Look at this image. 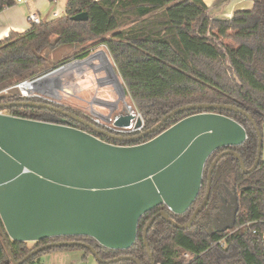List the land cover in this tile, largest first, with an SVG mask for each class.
I'll use <instances>...</instances> for the list:
<instances>
[{
  "label": "trees",
  "instance_id": "obj_1",
  "mask_svg": "<svg viewBox=\"0 0 264 264\" xmlns=\"http://www.w3.org/2000/svg\"><path fill=\"white\" fill-rule=\"evenodd\" d=\"M15 4L14 0H0V10ZM80 12H87L89 19L73 20ZM99 44L108 48L136 111L144 118V131L179 106L195 103L230 104L246 109L262 130L264 0H252L250 8H241L225 19L212 18L204 0H68L62 16L33 24L23 33L11 31L9 37L0 40V88L33 74L44 66L47 54L61 46L88 45L79 52L80 57H85L90 54L89 48ZM22 100L25 99L14 95L0 96V104ZM33 100L43 102L38 98ZM5 110L12 115L44 121L62 122L64 117L47 108L31 106ZM200 111L178 113L157 132L137 143L155 137L180 119ZM215 111L236 119L246 127L248 136L244 144L221 148L210 156L200 194L187 212L178 215L166 205L149 210L139 221L133 247L127 250L109 249L84 235L16 242L9 236L6 239L0 231V264H13L6 240L17 261L38 246L72 240L94 246L106 260L129 255L143 264H151L144 230L154 215L166 210L173 220L186 224L206 197L208 168L221 152L237 151L247 168L257 159L258 135L249 118L233 110ZM73 113L94 123L83 113ZM74 123L75 127L87 130L84 125ZM213 176L209 203L190 228L175 227L162 217H157L151 225L147 242L157 264H264V158L256 170L244 173L240 160L232 154L226 155L218 162ZM230 193L238 200L235 222L224 230L210 229L223 198L229 200ZM75 249L84 250L85 258L92 255L85 246L53 247L35 254L23 264H42L43 255ZM182 253L190 254L191 260L182 259ZM114 264L136 262L122 260Z\"/></svg>",
  "mask_w": 264,
  "mask_h": 264
},
{
  "label": "water",
  "instance_id": "obj_2",
  "mask_svg": "<svg viewBox=\"0 0 264 264\" xmlns=\"http://www.w3.org/2000/svg\"><path fill=\"white\" fill-rule=\"evenodd\" d=\"M72 19L86 21L89 15L80 12ZM103 51L109 63H113L108 52ZM93 54L78 60L88 59ZM57 71L48 72L40 80ZM116 71V80L126 89L117 68ZM95 92L92 101L97 97V89ZM102 102L106 104L108 98L100 100ZM13 106L47 108L83 124L87 130L66 122L26 118L3 111ZM195 109L202 111L180 119L145 142L137 143L157 132L169 118ZM216 109L233 110L249 118L258 135L257 159L251 168H247L237 151L229 149L221 152L208 169L206 197L186 224L181 225L173 220L166 210L154 215L144 230L151 264H157L147 242L151 225L157 217H162L175 227L190 228L209 203L213 173L221 158L229 154L236 156L244 173L259 167L263 159L264 142L262 130L253 114L230 104L195 103L172 110L158 124L143 133L121 136L102 129L80 114L49 102L30 99L1 103L0 231L6 239L9 236L16 242L84 235L112 250L132 248L143 215L165 205L178 215L187 212L200 194L210 156L221 148L245 143L248 136L246 127ZM90 112L108 119L93 108H90ZM118 123L123 125L125 121ZM225 200H222V204ZM237 202L235 198V211L229 228L235 222ZM220 207L222 211L223 206ZM215 220L216 217L213 226ZM6 244L13 264H23L35 254L50 248L69 245L85 246L101 264H114L122 260L143 264L135 256L129 255L103 259L94 246L72 240L38 246L17 261L8 240Z\"/></svg>",
  "mask_w": 264,
  "mask_h": 264
},
{
  "label": "rangeland",
  "instance_id": "obj_3",
  "mask_svg": "<svg viewBox=\"0 0 264 264\" xmlns=\"http://www.w3.org/2000/svg\"><path fill=\"white\" fill-rule=\"evenodd\" d=\"M68 0H57L56 2H50L49 0H30L27 3H21V4H15L13 5V8L11 9L12 13H18L20 14L21 12H31V13H36L38 10H41L42 12V16H49L52 18H58L60 16H62L65 12L66 9V3ZM205 3L208 6V14L212 17V18H230L227 17L228 13H232L234 11H236V7L241 4V0H204ZM38 3H42V5H39ZM246 4H241L243 5V8H248L250 7L251 4V0H249L248 2H243ZM41 6V7H39ZM54 11L57 13L56 17H54L52 14L54 13ZM1 12V10H0ZM8 12V10H7ZM10 13V12H9ZM3 14V13H2ZM0 14V17L1 15ZM30 14V13H29ZM28 14V16H29ZM234 14V13H233ZM232 14V15H233ZM5 15V14H3ZM86 46L88 47V45H77V46H61L60 49L56 50V51H51L47 54V61L45 62L44 66L36 69L35 72L33 74H29L28 77L21 79V80H29L31 78L40 76L45 74L46 72L51 71L54 68L60 67L62 65H68V63H71L72 61L81 59V58H85V57H80L79 52H81L83 49L86 48ZM106 50L110 56V59L112 58V56L110 55V52L108 50V48L103 45V44H99L96 45L94 47L89 48V53H94V51L97 50ZM113 62V60H112ZM60 65V66H59ZM92 71L90 69L85 70V72H81L78 73L76 75L75 78V82L78 85V87L80 86V91L79 92H83V96L85 95H92L95 93V89L96 87H94V82L92 80ZM96 83H98V81H95ZM101 82L99 81V84ZM65 89V85H62V93L63 90ZM127 103L128 106L131 109V112L136 114V108L135 105L131 99V96H129V94L127 93ZM59 97V96H58ZM61 98L62 102H64L65 104L69 105V106H65L67 108H70L71 110L83 113L89 117H91L92 115L89 113H86L84 111L85 110V105H87L89 107V103L87 101H85L86 99H84L83 97H73V98H69V97H59ZM109 101V100H108ZM109 103V102H107ZM71 111V112H74ZM76 114V113H75ZM114 115H117L118 113L116 111L113 112ZM263 127H262V135H263V142H264V122H263ZM264 158V147H263V155ZM30 246H32V243H29ZM56 252V251H55ZM57 252H61V251H57ZM63 252V251H62ZM67 253H64V257H57V258H53L51 259V261H49L48 263H46V255H43L41 257L42 264H101L99 262H97L93 256H87V258L84 257L85 255V251L81 250V249H75V250H67L65 251ZM60 256V255H57ZM182 259L184 258L185 260L189 261L191 260V255L188 253H182ZM180 257V258H181Z\"/></svg>",
  "mask_w": 264,
  "mask_h": 264
},
{
  "label": "crops",
  "instance_id": "obj_4",
  "mask_svg": "<svg viewBox=\"0 0 264 264\" xmlns=\"http://www.w3.org/2000/svg\"><path fill=\"white\" fill-rule=\"evenodd\" d=\"M249 0H241V4H246L243 2H248ZM39 5H42V3H38ZM239 4L236 8V11L243 8V5ZM252 6V0L250 7ZM41 7V6H39ZM248 7V8H250ZM13 6H10L8 8H5L0 12V40L5 39L10 36L11 31L23 33L26 32L31 26L32 23L29 20L28 14L31 12H21L20 14L12 13L11 9ZM8 10V12H7ZM41 11V10H38ZM10 12V13H9ZM235 12V11H234ZM228 13L227 17H232V14L234 13ZM52 17V16H51ZM67 70H62L56 73V75L59 77V81L61 84L62 78H63V85H65V89L62 93V88L60 90V94L58 93V90H56V94L59 96L69 97L73 98L78 95L80 97H83L86 99L85 101L89 102V107L93 108L95 112L102 113L105 116L112 115V112H122L124 110H127L128 103H127V91L125 87H122L121 83L118 81V83L115 82L114 77L117 75V71L115 68V65L113 63H109L107 54L103 50H97L94 52L93 56L85 59V60H78L76 62H73L66 66ZM90 69L92 71V80L94 82V87L97 89V97L92 101V98L94 97L95 93L92 95H85L83 96V92L80 91V86L76 84L74 81L76 78V75L81 72H85V70ZM67 71V73H65ZM65 75V77H63ZM95 81H98L96 83ZM99 81L101 82L99 84ZM121 90L123 92H121ZM109 100V103L104 104V102L100 103V100L107 99ZM89 99V100H88ZM263 155V154H262ZM263 157V156H262ZM64 253H67L65 251L61 252H52L51 254L46 255V263L51 261L54 257H64ZM60 255V256H57ZM93 256V255H90ZM94 257V256H93ZM95 259V258H94ZM96 260V259H95Z\"/></svg>",
  "mask_w": 264,
  "mask_h": 264
},
{
  "label": "built area",
  "instance_id": "obj_5",
  "mask_svg": "<svg viewBox=\"0 0 264 264\" xmlns=\"http://www.w3.org/2000/svg\"><path fill=\"white\" fill-rule=\"evenodd\" d=\"M29 1L30 0H14L16 4L27 3ZM49 1L56 2L57 0H49ZM94 1H103V0H94ZM56 14L57 13L54 11L52 15L56 17L57 16ZM51 19H54V18L49 17V16L43 17L41 11H37L36 13L29 14V20L32 23V25L41 24V23H44V21H49ZM71 63H73V61ZM71 63H68V65ZM68 65L64 64L60 67L52 69L49 72H52L54 70L60 71L62 68ZM47 73L48 72H46L45 74ZM45 74L31 78L29 80L26 79V80L15 81L11 85L2 87L0 88V96L13 97L14 95V96L23 98L25 100L38 98V99L43 100V102H49L59 107L69 106L65 104L64 102H62L61 101L62 99L59 98L57 95H55L52 91V88H50L48 85L40 86L41 80H42V79L40 80V77L44 76ZM30 83L31 84L37 83L38 86H33V87L28 88L27 85H29ZM90 108L91 107H88L87 105H85L86 111L84 112L91 114L92 115L90 117L91 120L104 130H107L111 133H115L121 136L138 135L140 133L145 132L144 131L145 129L144 128L145 126L144 118L142 114L138 111H136L137 112L136 114L132 112H129V113L126 112V113H118L117 115H114L112 112V115L106 116L108 119H104L98 114L94 115L93 113H91ZM3 111L6 112V110H3ZM121 120L125 121V124L120 125L118 122Z\"/></svg>",
  "mask_w": 264,
  "mask_h": 264
},
{
  "label": "flooded vegetation",
  "instance_id": "obj_6",
  "mask_svg": "<svg viewBox=\"0 0 264 264\" xmlns=\"http://www.w3.org/2000/svg\"><path fill=\"white\" fill-rule=\"evenodd\" d=\"M61 121L66 122L72 126H77V124L74 123L75 120L70 119L68 117H63L61 119ZM78 124L80 125L81 123H78ZM232 195L233 194L230 193V199L229 200H227L226 198H223V199H226L223 204H222V202L220 204V206L221 205L223 206L222 207L223 210L221 211V207L219 208L220 210L214 216V217H216L215 224H214L215 226L211 225L213 228H210V229H212V230H215V229L224 230V228L225 229L229 228L230 223L232 221L234 211H235V208H234L235 207V204H234L235 196L233 195V197H232Z\"/></svg>",
  "mask_w": 264,
  "mask_h": 264
},
{
  "label": "bare ground",
  "instance_id": "obj_7",
  "mask_svg": "<svg viewBox=\"0 0 264 264\" xmlns=\"http://www.w3.org/2000/svg\"><path fill=\"white\" fill-rule=\"evenodd\" d=\"M65 68H67V67H64V68H62L60 71H64V70H67V69H65ZM59 71H57V72H55V73H52V74H49V75H46L45 76V78H43L42 80H41V84H40V86L41 85H43V86H46V85H48L50 88H52V91H53V93L55 94V95H57L56 94V90H58V93L60 94V90H61V88H62V85H63V78H62V81H61V84H60V81H59V77L56 75V73H58ZM65 73H67V71L65 72ZM63 77H65V75L63 76ZM114 80H115V82L116 83H118V80H116V77H114ZM28 86V88L29 87H33V86H38V84L37 83H30L29 85H27ZM121 92H123L122 90H121ZM58 96V95H57ZM59 97H62L61 95H59ZM126 112H131V109H130V107H128L127 108V110H124V111H122V112H117V113H126Z\"/></svg>",
  "mask_w": 264,
  "mask_h": 264
}]
</instances>
